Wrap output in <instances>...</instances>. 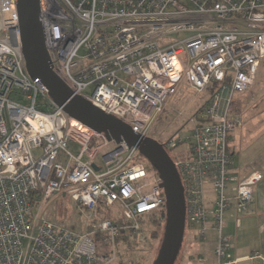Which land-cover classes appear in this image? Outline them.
Listing matches in <instances>:
<instances>
[{"label": "built area", "instance_id": "2783aa9c", "mask_svg": "<svg viewBox=\"0 0 264 264\" xmlns=\"http://www.w3.org/2000/svg\"><path fill=\"white\" fill-rule=\"evenodd\" d=\"M39 2L52 71L141 137H149L182 83L198 94L212 89L190 121L188 157L174 164L185 226H195L201 241L211 228L215 264H237L228 257L223 221L231 209L247 212L263 176L253 172L227 193L234 166L228 141L237 124L231 107L264 59V0ZM79 125L28 76L15 0H0V264H112L116 239L136 237L141 218L165 212L160 179L138 152L114 143L105 149L102 135ZM179 143L170 140L165 149ZM63 192L88 212L82 234L33 216V208ZM105 211L111 218L97 217Z\"/></svg>", "mask_w": 264, "mask_h": 264}, {"label": "rangeland", "instance_id": "374dc122", "mask_svg": "<svg viewBox=\"0 0 264 264\" xmlns=\"http://www.w3.org/2000/svg\"><path fill=\"white\" fill-rule=\"evenodd\" d=\"M263 73L264 59L260 70L257 72V81L255 84V87H257L255 90L259 89L264 91V75L261 76ZM209 97L207 91L198 94L191 90L185 83H182L177 88L176 94L167 102L163 113L154 124L149 138L159 142L164 148L168 141L176 138L182 139V143L177 144L174 148L166 149L174 163L185 160L188 157L189 142L187 140L192 126L190 121L195 117L198 110L206 105L209 101ZM11 98H13V96ZM254 135L255 134L248 135L243 133L241 128H237L230 133L231 139L229 138L228 141V152L229 154L233 153L234 166L229 170V175L238 174L241 171L261 170V161L258 160L260 142H257V136ZM252 141L254 143L249 145ZM111 144L112 143L105 149L111 148ZM95 146H97V143H95ZM68 149L73 154H76L79 150L73 143H69ZM33 153L36 154L37 152L34 151ZM137 158L139 162L146 166V170L150 176L155 174L154 169L145 159L139 154ZM97 161H99V159ZM203 188L205 197L209 200L212 199L214 196L212 187L206 185ZM63 194H65V192L54 195L42 205L33 208V216L44 219L52 224L65 227L76 233H84L89 223L87 220L88 212L79 208L76 203L71 200L68 193H66V196L62 197ZM114 209L112 208L111 210L114 212ZM111 214L110 211H105L97 215V217L111 218ZM150 220L149 218L144 219V217L139 220L140 230L136 237L132 238L126 235L125 237L127 239H116V259L112 264H152L162 239L164 222L160 221L153 223ZM194 232L195 229L193 227H185L182 247L175 264H201L198 262L199 255L205 258L203 254H201V247H199L200 242L192 238ZM206 236L209 238V233L206 232ZM187 239L192 246V257H187L185 259L188 252Z\"/></svg>", "mask_w": 264, "mask_h": 264}, {"label": "water", "instance_id": "95a60500", "mask_svg": "<svg viewBox=\"0 0 264 264\" xmlns=\"http://www.w3.org/2000/svg\"><path fill=\"white\" fill-rule=\"evenodd\" d=\"M39 0H15L18 33L25 68L32 81L45 87L52 104L67 117L108 143L135 149L154 169L165 197L164 230L152 264H175L185 233V199L178 171L159 142L141 137L118 118L94 107L73 91L52 71L39 21Z\"/></svg>", "mask_w": 264, "mask_h": 264}, {"label": "crops", "instance_id": "0c3cea01", "mask_svg": "<svg viewBox=\"0 0 264 264\" xmlns=\"http://www.w3.org/2000/svg\"><path fill=\"white\" fill-rule=\"evenodd\" d=\"M262 61L258 70L261 68ZM256 81L257 73L254 83L249 90L233 101L235 103L231 111V117L237 121L232 131L241 128L243 133L248 135L255 134L254 136H257V142H260L258 160L261 161L262 166L260 171H241L238 174L230 175L231 181L228 185L227 193L231 195L239 181L253 172L261 173L263 176L262 181L253 189L254 199L247 212L237 215L231 209L223 221L222 234L228 239L230 249L228 257L230 260H237V264H264V91L255 90L257 87H255ZM253 143L252 141L249 145ZM193 228L195 232L192 238L200 242L201 254L205 257L202 258L199 255L198 262L201 264H215L213 256L217 242L216 233L209 228L207 231L209 238L206 236L205 241H201L197 238V228L195 226ZM186 241L188 243V252L185 259L192 257V246L189 244L188 239Z\"/></svg>", "mask_w": 264, "mask_h": 264}, {"label": "trees", "instance_id": "16d2710c", "mask_svg": "<svg viewBox=\"0 0 264 264\" xmlns=\"http://www.w3.org/2000/svg\"><path fill=\"white\" fill-rule=\"evenodd\" d=\"M211 91H212V89L209 88L207 92L209 93ZM93 146H95V143L94 142L91 144V147H93ZM155 175H157L156 172H155ZM149 219H151L150 221H152L153 223L154 222H160V221L161 222H165V212H162V213H160L158 215H153ZM120 238H122V240H123V238L124 239H127L125 236H121Z\"/></svg>", "mask_w": 264, "mask_h": 264}, {"label": "bare ground", "instance_id": "6f19581e", "mask_svg": "<svg viewBox=\"0 0 264 264\" xmlns=\"http://www.w3.org/2000/svg\"><path fill=\"white\" fill-rule=\"evenodd\" d=\"M72 126L75 128V129H82L79 125V123H77L76 121L72 120Z\"/></svg>", "mask_w": 264, "mask_h": 264}]
</instances>
